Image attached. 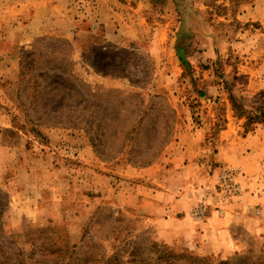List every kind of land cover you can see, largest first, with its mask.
I'll list each match as a JSON object with an SVG mask.
<instances>
[{
    "label": "rangeland",
    "instance_id": "rangeland-1",
    "mask_svg": "<svg viewBox=\"0 0 264 264\" xmlns=\"http://www.w3.org/2000/svg\"><path fill=\"white\" fill-rule=\"evenodd\" d=\"M13 1L0 0V9ZM50 1L51 10H59L60 0ZM200 1H206L207 17L217 19V27L251 25L244 26L236 17L243 0H93L91 5H87L90 0H73V7L86 5L88 9L95 7L92 12H96L99 3L108 13L111 9L134 13L133 8L141 2L148 27H158L161 22L183 27L188 5L190 10H197ZM173 9L177 16L168 19L166 15L170 16ZM31 17L30 13L20 19L12 17L5 22L8 24L0 17V146L13 148L8 152L0 147V264H51L58 247L71 249L85 233L87 241L101 245L108 256L118 252L125 262L132 261L129 264H155L157 256L151 252L149 241L159 240L139 213L118 207L115 192L121 188L138 192L139 170L159 159L166 166V153L182 122L214 123L213 136L226 132L232 124L236 138H264V90L253 95L261 85L250 83L245 62L230 50L223 55V63L204 65L202 72L207 79L201 81L191 68L182 72L180 63L172 61L175 55L171 58L168 51L162 62H154L137 47L139 44L120 48L119 43H108L105 35L98 36L101 28L94 40L80 34L83 56L74 63L71 41L50 34L34 37L38 32L19 27L24 18ZM259 57L263 65L264 55ZM210 85L224 94L215 97L207 92L211 96L203 101L210 107L202 112L197 109L203 104L198 91L210 89ZM231 94L239 101L236 109ZM85 145L95 155L86 165L81 159L84 155L77 158L76 153ZM232 150L228 154L230 164L218 167V177L222 169L240 168L245 194L220 213L223 215L232 207L247 205V188L253 182L264 186V156L254 158V170L248 167L252 159L249 148L240 149L235 157ZM217 184L218 179L212 188L203 190L220 212ZM23 185H28L27 189L31 185L44 187L45 204L57 188L58 198L63 199V223L20 220L7 189ZM106 187L110 192L102 199L98 190ZM208 205L210 209V201ZM233 234L238 249L227 255H203L184 244L169 247L174 255L208 258L206 264H264V215L259 209L239 219ZM178 261L185 263L186 259Z\"/></svg>",
    "mask_w": 264,
    "mask_h": 264
},
{
    "label": "crops",
    "instance_id": "crops-1",
    "mask_svg": "<svg viewBox=\"0 0 264 264\" xmlns=\"http://www.w3.org/2000/svg\"><path fill=\"white\" fill-rule=\"evenodd\" d=\"M92 3L93 0H90L87 5ZM73 4V0H60V3H57L61 5L59 10L53 12L49 7L50 0H15L1 7V22L8 24L5 22H9L12 17L20 19V16L24 17L30 13L32 17L28 20L24 18L25 21L19 27H28L31 33L38 32L32 34L34 37L50 34L48 36L71 41L74 63L83 56L80 34H87L91 40H94L93 36H96L98 29L101 28L102 33L98 36L105 35L104 39L108 43H119L120 48H134L139 44L137 47L145 50L154 62H159V59L162 62L164 53L168 51L171 58L175 55L176 60L172 61L180 63L182 72L187 71L184 61L190 64L193 71L199 73L198 77L201 81L207 79V75L202 72L204 65L223 63V55L230 50L245 62L244 68L247 70L245 72L249 76L250 83L261 85L255 89L253 95L264 90V73H261L264 71V64L258 61L261 58L259 56L264 55V0H243L237 6L236 17L244 26L251 24L248 28L217 27V19L207 17L209 8L206 7V1L198 2L197 10H190L188 5L189 11L183 16V27L170 26L168 22L157 23L158 27L154 25L148 27L143 12L144 5L141 2L139 6L133 8L134 13L129 11L120 13L112 9L111 13H108L104 5L99 7V3L96 7L98 10L92 12V8L95 7L89 9L86 5L73 7ZM173 11L175 12V9ZM174 12L170 16L166 15L168 19L176 14ZM36 15L39 16L38 20L34 19ZM105 16H109L111 20H105ZM92 44L97 43L92 42ZM213 85H210V89L198 91L197 97L203 103L197 107L198 110L203 112L205 107H210L203 101L207 95L214 94L217 97L224 94ZM213 101L215 104L216 100ZM181 124L179 127L177 125L175 136L166 153V166H163L159 159L155 165L139 170V186L135 185L139 191L121 188L119 192H115L118 197V207L134 209L143 219L145 226L155 234L157 240L168 246L184 244L197 249L203 255L230 254L238 249V242L233 234L237 221L246 213H252L256 209L264 215V186L253 182V185L247 188L245 199L247 205L232 207L230 210L237 212L236 215H232L231 212L220 214L210 198L208 201L211 202V208L205 219L197 221L190 214L208 196L203 188H212L216 184L218 167L230 164L229 151L233 149L234 152L231 154L234 155L236 152L239 154L242 148H249L252 159L248 167L256 170L257 163L254 158L264 156V138L257 135H250L245 139L236 138L233 135L232 124L228 125L226 132L218 136H213L211 133V126H214V123L197 125L193 122H182ZM0 147L8 149V152L13 150L9 146ZM76 153L77 158L84 155L81 159L85 160V165L95 160V155L89 146H83ZM27 188L28 185H23L20 188L7 189L11 196V207L20 220L25 218L33 224L63 223V199L61 196L58 198L57 188L51 192L49 204H45L44 187L31 185L29 189ZM98 192L103 193L102 199H105V194L110 190L106 187Z\"/></svg>",
    "mask_w": 264,
    "mask_h": 264
},
{
    "label": "trees",
    "instance_id": "trees-1",
    "mask_svg": "<svg viewBox=\"0 0 264 264\" xmlns=\"http://www.w3.org/2000/svg\"><path fill=\"white\" fill-rule=\"evenodd\" d=\"M186 70L190 69V64L183 61ZM231 104L236 109L235 104L239 102L234 95H230ZM86 234L79 244L65 249V246L58 247L57 251L53 254L57 255L56 260L51 264H129L125 262L123 256L118 252L108 256L106 251L101 248V245L87 241ZM146 240V239H145ZM150 249L157 257L155 264H206L208 258H199L190 255H174L173 250L163 242L149 241ZM136 258V257H134ZM178 259H186L185 263H180ZM139 261V264H142ZM137 264V263H135ZM229 264V263H220Z\"/></svg>",
    "mask_w": 264,
    "mask_h": 264
},
{
    "label": "built area",
    "instance_id": "built-area-1",
    "mask_svg": "<svg viewBox=\"0 0 264 264\" xmlns=\"http://www.w3.org/2000/svg\"><path fill=\"white\" fill-rule=\"evenodd\" d=\"M243 173L240 168H225L222 169L218 177V200L217 205H220L218 210L220 213H225L227 208L238 202L245 194V189L241 182ZM209 198L207 196L203 201L191 211V217L194 220L200 221L205 219L209 210Z\"/></svg>",
    "mask_w": 264,
    "mask_h": 264
}]
</instances>
